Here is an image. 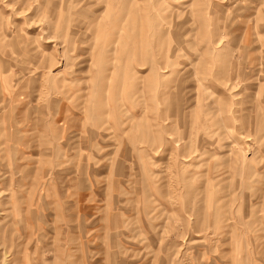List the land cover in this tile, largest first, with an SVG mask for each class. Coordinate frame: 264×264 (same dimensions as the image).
Masks as SVG:
<instances>
[{"label": "rangeland", "instance_id": "rangeland-1", "mask_svg": "<svg viewBox=\"0 0 264 264\" xmlns=\"http://www.w3.org/2000/svg\"><path fill=\"white\" fill-rule=\"evenodd\" d=\"M0 264H264V0H0Z\"/></svg>", "mask_w": 264, "mask_h": 264}]
</instances>
